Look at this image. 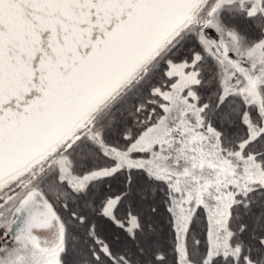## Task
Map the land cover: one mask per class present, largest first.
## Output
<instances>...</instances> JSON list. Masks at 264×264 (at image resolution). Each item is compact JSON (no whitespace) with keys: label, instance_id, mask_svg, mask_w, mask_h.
I'll return each instance as SVG.
<instances>
[{"label":"snow or ice","instance_id":"1","mask_svg":"<svg viewBox=\"0 0 264 264\" xmlns=\"http://www.w3.org/2000/svg\"><path fill=\"white\" fill-rule=\"evenodd\" d=\"M0 264H264V0H0Z\"/></svg>","mask_w":264,"mask_h":264}]
</instances>
